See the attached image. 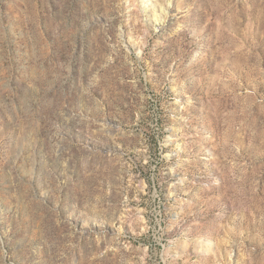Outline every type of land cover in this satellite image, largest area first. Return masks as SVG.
Segmentation results:
<instances>
[{
  "label": "rangeland",
  "instance_id": "obj_1",
  "mask_svg": "<svg viewBox=\"0 0 264 264\" xmlns=\"http://www.w3.org/2000/svg\"><path fill=\"white\" fill-rule=\"evenodd\" d=\"M0 264H264V0H0Z\"/></svg>",
  "mask_w": 264,
  "mask_h": 264
}]
</instances>
